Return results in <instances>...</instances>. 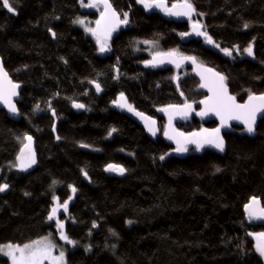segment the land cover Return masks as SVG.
Returning <instances> with one entry per match:
<instances>
[{
    "label": "trees",
    "instance_id": "16d2710c",
    "mask_svg": "<svg viewBox=\"0 0 264 264\" xmlns=\"http://www.w3.org/2000/svg\"><path fill=\"white\" fill-rule=\"evenodd\" d=\"M108 1L121 18L127 13L128 25L106 55L76 22L96 19L80 1L10 0L9 12L0 0V59L22 87L20 120L0 111V185H8L0 192V245L47 237L61 246L56 221L48 219L57 200L67 202L64 234L73 241L62 249L63 264H263L249 234L264 232V222L253 224L245 205L255 197L264 208V119L253 139L237 128L224 135L223 155L205 151L161 162L170 147L151 142L111 105L124 93L139 113L155 118L156 109L179 101L171 69L146 64L150 54L169 52L223 75L239 102L264 94V0H189L194 21L214 42L210 48L205 38L185 40L187 23L147 13L137 0ZM249 45L252 56L244 51ZM178 82L188 99L203 98L191 74ZM74 104L86 111L74 112ZM27 135L38 165L22 174L15 159ZM108 164L121 165L124 176L103 173ZM0 264L9 261L0 256Z\"/></svg>",
    "mask_w": 264,
    "mask_h": 264
},
{
    "label": "snow or ice",
    "instance_id": "6c2138e0",
    "mask_svg": "<svg viewBox=\"0 0 264 264\" xmlns=\"http://www.w3.org/2000/svg\"><path fill=\"white\" fill-rule=\"evenodd\" d=\"M98 0H89V3L84 4V0H81V4L84 7H95ZM99 2H102L105 6V11L101 13V19L96 21L97 29H86L87 31H90L94 36L97 37V42L100 44V51L104 52L108 49L107 45V39L110 38L111 32L115 30L116 26L118 24H127V13H124V19L120 20L118 17H116V13L114 11L111 12L112 17H116L115 22L112 23H105L104 25V40L101 41L100 35L98 34V29L101 27L102 22L106 21V14L111 9V5L108 3V0H99ZM139 3H143L146 8H150L152 6L161 8L164 10L168 15H176V16H189L193 11L194 8L189 3V0H183L182 4H174L172 5V8H166L164 6V0H138ZM2 6L6 8L9 12H14L15 9L13 8L12 4L10 3V0H2ZM172 9H179L177 11H173ZM78 23L83 24L84 21L79 20L76 21ZM201 26L198 24L193 25V29L196 30L197 35L205 36V39L208 43H214L212 41V38L207 35L206 32L199 31L198 29ZM247 27V25H245ZM53 36H55V33H53ZM147 43V42H145ZM218 46V45H217ZM225 55H231V51L228 49H223ZM244 51L249 55H253L252 46L249 45L247 48L244 49ZM164 56L168 57H174L176 55L175 52H169L163 54ZM183 59H192L195 62V58H189L184 57ZM157 57H153V61H156ZM160 63H163V60L159 61ZM174 62V61H169ZM179 66V65H177ZM207 72H212V69H206ZM214 77H216V80L212 81L211 83H204L201 84V87H207L210 92L213 93L212 96H209L207 99L200 101L201 104L205 105V108L202 112L198 113V115H207L209 112L214 113L218 117H220L221 120V126L227 125V120H238L241 123L245 125L246 131L249 134H252L254 132V124L256 120V116L258 112H264V95L255 96V95H249L248 102L245 104H237L236 99L233 96H229L227 94V88L224 86L223 81L224 77L219 75L218 73H212ZM7 72L4 71L3 67L0 66V102L5 103L8 105L10 111L15 112L16 108L15 105L11 103L10 97L5 94L3 83L6 81L9 85H11L12 92L11 95H15V89L19 87V85L12 84L10 80H7ZM201 79H204V76L201 75ZM97 91H100V85L96 84ZM183 95V93H181ZM120 100L124 101V103L120 104L119 106L124 107L127 106L129 111H134L131 105H127V102L121 94ZM74 107L77 108H83L84 105L82 104H74ZM169 108L176 110L177 112H180L181 109H183V115L187 116L188 111L192 109V105L185 103L183 106L178 105H170ZM161 111H168V109H161ZM137 115H141V113H136ZM147 119V118H145ZM171 121H172V115H169V127H171ZM155 121H151V125H154ZM151 125H148L149 131H153L154 129ZM114 132L115 129H112ZM174 135H169L168 132H165V135L169 139H175V142L177 144L176 151L177 152H186L188 149L186 147L187 144H195L197 150H200L205 145H210L212 147L217 148L220 151L224 150V141L223 138L219 135L220 128L213 129L209 131L208 129H201L200 132H192L185 134L183 132H175ZM111 134V133H110ZM183 138V139H180ZM26 139L29 141V144L25 145V148L30 149V144L32 137L27 136ZM23 155V153H22ZM165 157L161 156L160 159L163 160ZM32 163H35L34 157L29 156L28 158V166H30ZM25 167V164L21 163V168ZM106 171H112L116 172L118 174H124L126 171L123 167L119 165L109 164L106 169ZM85 175H87L85 173ZM8 185H0V192H3L7 189ZM76 191L75 188H72V192L74 193ZM259 201L253 197L251 203L248 205H245L246 211L249 212L250 216H256L257 210L253 207L254 205H258ZM57 206L62 207L65 211H67V202H65L63 205H60L57 201ZM57 213V207H54L52 209L51 215H49L48 219L52 220L53 217L56 216ZM259 215L260 218H264V208L259 209ZM131 223V221H129ZM95 227V225H93ZM57 227L60 229V238L67 243L71 244L73 241H71L67 235L64 234L62 231L64 225L62 222L57 221ZM258 243H257V251L260 253L261 256H264V233H260L257 237ZM54 245L51 244L49 239L46 237L41 240L33 241L30 244H24L23 246L19 245H13L11 243L7 245H0V253H3L4 255L10 257L12 264H44L45 260L55 261L59 262L63 260L64 253L61 252L58 257L52 256V249ZM18 253V255H17Z\"/></svg>",
    "mask_w": 264,
    "mask_h": 264
},
{
    "label": "water",
    "instance_id": "95a60500",
    "mask_svg": "<svg viewBox=\"0 0 264 264\" xmlns=\"http://www.w3.org/2000/svg\"><path fill=\"white\" fill-rule=\"evenodd\" d=\"M78 1H81V0H78ZM86 1L89 2V0H86ZM137 2H138V0H137ZM108 3L111 5V3L109 1H108ZM182 3L183 2H178V3H175V4L179 5V4H182ZM96 4L100 5L101 8H102L101 12H100V14H99V16L97 18V20H100L101 19V13H103L105 11V6H104V4L102 2H99V0H98V2ZM138 4L147 13H154V14L162 15L163 18L167 22H172V23H177V24L186 23V22H189V21L193 20L195 18V16H196L195 10L189 16H176V15H168L164 10H162L161 8L155 7V6H152L150 8H146L143 3H139L138 2ZM164 6L166 8H169V9L172 8V5L168 6L165 1H164ZM172 10L173 11H177L179 9H172ZM112 11H114L116 13V17H118L121 20L120 15L114 10L113 6L111 5V9L106 14V21L102 22L101 27L98 29V34L103 39H104L103 32H104L105 23L115 22V19H116V17H112L111 16V12ZM127 25H128V23L127 24H118L115 29H125L127 27ZM193 25L194 24H190L191 33L188 36L185 37V40L192 39V38H195L197 40H202L203 38H205V36L196 34V30L193 29ZM93 29H97L96 22L94 24V28ZM198 30L202 31V28L200 27ZM113 37H114V31L111 32V36L107 40L111 41L113 39ZM211 44L207 42L206 46L208 48H210ZM163 54H165V53H163ZM163 54L154 55V56L157 57L156 61H153V57L154 56H152L150 58L151 68L153 70H160V69H165V68L180 69V68H182L184 66L189 67L191 69L192 76L198 82V89H199L198 91L201 94H204V97L202 99L196 101V102L188 103V104L192 105V109L190 111H188L187 116L183 115V109H181L180 112H177L176 110L169 108V106L161 108V109H168L167 112L166 111H161V109H159L157 111V115L165 120V125H164V131H163V134H162V139H163L165 144H167L168 146L173 147V149L164 156L165 158L163 160H161V162H165V161H167L170 158L184 159V158H186V157H188L190 155H202L205 151H209V152L214 153L216 155H223L226 152V149H227L224 135L232 134L235 128L243 130L244 131V135L247 136L248 138L253 139V138H255L257 136L256 135V129L258 127L259 122L262 119H264V112H258L257 113L255 124H254V129L255 130H254V132L252 134H249L246 131L245 125L243 123H241L240 121H238V120H234V119L233 120H227V125L222 127L221 126L220 117H218L214 113L209 112L207 115H203V116L202 115H198V113L202 112L204 110V108H205V105L201 104L200 101L205 100L209 96L213 95V93L210 92L207 87H201V84L211 83L212 81L216 80V77H214L212 73H218V72L215 71L213 68L207 66V65L199 63L196 59H195V62H194L192 59H183L184 57H178L176 55L174 57H168V56H164ZM189 58H193V57H189ZM160 60H163V63H160L159 62ZM169 61H174V62H169ZM177 65H179V66H177ZM0 66H2L3 69H4V66H3V63L1 61V59H0ZM206 69H212V72H207V71H205ZM4 71H5V69H4ZM218 74L221 75L220 73H218ZM201 75L204 76L203 80L201 79ZM221 76H223V75H221ZM7 80H10L12 84H16V83H14L12 81V79L10 78L9 75H7ZM223 84L227 88V94L229 96H233L230 93V89L227 86V83H226L225 79L223 81ZM16 85H19V84H16ZM3 88H4V91H5V94L10 97L11 103L13 105H15L16 111L15 112L10 111L8 105H6L3 102H0V111L5 112L7 119H9V120H11L13 122H18L20 120V113L18 111L17 105L21 101L20 100V92H21L22 87H21V85H19V87L15 89V93H16L15 95H11V92H12L11 85H9L6 81L3 83ZM251 95H253V94H251ZM262 95H264V94H262ZM255 96H260V95H255ZM248 97H249V95L246 97L244 102H239L235 98L236 99V103L237 104H245V103L248 102ZM122 103H124V101H121L120 97H119L117 103L114 104L112 106V108L113 109L120 108L122 113H124L133 123H135L137 126H139L140 128H142L145 131L146 135L148 136V139L151 142H155V139L157 137V129H158V124H157L156 120H154L153 118H150L148 116H145L143 114H142V116L141 115H137L136 113H139L138 111H136V110L129 111L127 106H124V107L119 106ZM184 104L178 105V106H183ZM196 108H198V110ZM77 109L80 110L82 108H77ZM170 114L172 115L171 127H169V115ZM50 118L53 120L52 127H51V134H52V136L54 138V144L58 145L60 143V139L57 136L58 120L56 119L54 112L50 113ZM145 118H147V119H145ZM193 119L197 123L201 124L202 126L200 127V129H198L196 131H192V132H200L201 129H208L209 131H211L213 129L220 128L219 135L223 138V141H224V150L223 151H220L217 148L212 147L210 145H205L200 150H197L196 145L195 144H191V143L187 144L186 147L192 149L193 150L192 152H190L188 150L186 152H177L176 151L177 144L175 142V139H169L165 135V132L167 131L169 135H174V131L173 130H175V132H183V131L179 130L176 126L177 125H188L189 122L191 120H193ZM151 121H155V124L151 125ZM209 123H215L216 126L213 127V128H209V127H207V125ZM148 125H151L153 127L154 132L153 131H149ZM192 132H183V133L188 134V133H192ZM27 136H30V135H27ZM27 136H25L24 143L21 146V148H20V150H19V152H18V154L16 156V159H15V163H16L17 169L22 174L30 173L38 165V156H37L36 147H35L36 144H35V140H34V138L32 136H30V137H32L31 144H30L31 151H29V148H25V145L29 144V141L26 139ZM180 139H183V138H180ZM22 153H23V155H22ZM29 156H33L34 160H35V163H32L30 166H28V158H29ZM22 162L25 164V167H23V168H21V163ZM106 173H107V175L109 177H115V178L118 177L119 178V177H123L124 176V174L121 175V174H118V173L112 172V171H106ZM253 207L257 210V215L256 216H250L249 212L246 211L247 217H251L252 218V221H253L252 223L253 224H259V225L263 224L264 218H260V215H259V209H261L262 207L260 206V204L254 205Z\"/></svg>",
    "mask_w": 264,
    "mask_h": 264
},
{
    "label": "flooded vegetation",
    "instance_id": "af4514ba",
    "mask_svg": "<svg viewBox=\"0 0 264 264\" xmlns=\"http://www.w3.org/2000/svg\"><path fill=\"white\" fill-rule=\"evenodd\" d=\"M81 2V1H80ZM87 3H89L88 1H86V0H84V4H87ZM84 7V6H83ZM86 10H87V12L88 13H90V14H92V13H94L95 14V16H96V19L93 21L94 22V24H95V22H96V20H97V18H98V16H99V14H100V12H101V6L100 5H98V4H96V6L95 7H84ZM162 16V15H161ZM163 17V16H162ZM124 18H121V20H123ZM195 19V18H194ZM194 19L193 20H191V21H189V22H186L187 24H188V26H189V28H190V24H198L197 22H195L194 21ZM84 24H85V22H84ZM94 24H93V27H92V29L94 28ZM86 29V28H85ZM125 29H115L114 30V37H113V39L111 40V41H108L107 40V45H108V49L106 50V51H104V52H101L100 51V44L97 42V37L96 36H94L92 33L90 34H88L87 36L91 39V41H92V43H93V45L97 48V51L99 52V53H101V54H106V55H109L110 54V44H111V42L114 40V38L118 35V34H120L122 31H124ZM87 32V31H86ZM90 32V31H89ZM189 33H191V30H189ZM100 39H101V41H103L104 39L103 38H101L100 37ZM204 39V38H203ZM202 39V40H203ZM162 54V53H161ZM153 55H150L149 56V59H148V61H147V63L146 64H148V67H149V65H150V58L152 57ZM176 56H178V57H182V56H180L179 54H177L176 53ZM166 69H171V71L173 72V79H174V81H173V84H175V88H176V91H177V93H178V95H179V97H180V99H181V92H180V90H179V82L178 81H180V80H183V79H185V78H188L189 77V75L191 74L192 75V73H191V69L189 68V67H187V66H184V67H182V68H180V69H174V68H165V69H160V70H158V71H162V70H166ZM153 70V69H152ZM154 71H157V70H154ZM184 71H187V72H189V74L187 75V76H181V74L184 72ZM96 84H99V83H95V84H93V89H94V91H95V93H96V95L98 96V95H102L103 94V92H104V89H103V86L101 85V84H99L100 85V91H97V89H96ZM199 90V89H198ZM121 94H123V96H124V93H121ZM121 94H119V95H117L116 96V98H115V101L112 103V105H111V108H112V106L114 105V104H116L117 103V101H118V98L121 96ZM203 97H204V95H203ZM124 98H125V100H126V102H127V104L128 105H131L130 104V102L127 100V98L124 96ZM200 100V99H199ZM195 102V101H194ZM187 103H190L189 101L187 102ZM182 104H184V101L183 102H181V101H178V100H174V102L173 103H170V104H168V105H166V106H163V107H160V108H158V109H156L155 110V118L154 117H150V118H153L154 120H156V122H157V124H158V129H157V137H156V139H155V142H153V143H156V141H157V139H161L162 141H163V139H162V134H163V131H164V125H165V120L164 119H162L161 117H159L158 115H157V111L159 110V109H161V108H164V107H167V106H170V105H182ZM83 105V104H82ZM132 106V105H131ZM132 108L134 109V110H136V111H138L135 107H133L132 106ZM113 109V108H112ZM197 110H198V108H196ZM73 110H74V112H82V111H86V109H85V107H83L82 109H80V110H78L76 107H74L73 106ZM113 110H115V111H117V112H120V113H122V111H121V109L120 108H117V109H113ZM139 112V111H138ZM122 114H124V113H122ZM125 115V114H124ZM126 116V115H125ZM127 117V116H126ZM193 121H195L194 119L193 120H191L190 122H189V124L188 125H177L176 127L179 129V130H181L179 127H188V126H190L192 123H193ZM199 124V123H198ZM215 125L216 126V124L215 123H209L208 125ZM200 125V124H199ZM207 125V127H209ZM202 125H200V127H201ZM215 126H213V127H215ZM139 127V126H138ZM213 127H210V128H213ZM140 128V127H139ZM140 129H142V128H140ZM142 131H143V133L145 134V136L148 138V136L146 135V133H145V131L142 129ZM181 131H183V130H181ZM183 132H186V131H183ZM188 132V131H187ZM244 132V131H243ZM163 143H164V141H163ZM165 144V143H164ZM165 145H167V144H165ZM168 146V145H167ZM168 147H170V150H169V152L173 149V147H171V146H168ZM188 149V151H190V152H192L193 150L192 149H190V148H187ZM165 156V155H164ZM109 165V164H108ZM114 165H116V164H114ZM107 166V165H106ZM105 166V167H106ZM119 166H121V165H119ZM105 167H104V169H103V173H106V171H105ZM122 167V166H121ZM107 174V173H106ZM88 182V183H87ZM85 183L87 184V185H89L90 186V184H91V181L88 179V180H85ZM63 231H64V228H63Z\"/></svg>",
    "mask_w": 264,
    "mask_h": 264
},
{
    "label": "rangeland",
    "instance_id": "374dc122",
    "mask_svg": "<svg viewBox=\"0 0 264 264\" xmlns=\"http://www.w3.org/2000/svg\"><path fill=\"white\" fill-rule=\"evenodd\" d=\"M93 24H94V22H87V24H84L85 25V28L86 29H92V27H93ZM86 34H88L87 32H86ZM219 52H221L222 54H224L225 55V53H224V51H223V49H221V48H219L217 45H215L214 46ZM151 55V54H150ZM189 74V72H187V71H184L182 74H181V76H187ZM228 86V85H227ZM229 87V86H228ZM202 95H204V94H202ZM190 96V94H189V92H184L183 93V95L181 96V99H179V101H181V102H183L184 101V103H187L188 101L190 102V103H193L194 101H195V99H188V97ZM201 125V124H200ZM210 128V127H209ZM194 131H196V130H194ZM190 132H192V131H190ZM61 205V204H60ZM54 207H57V213H56V216L55 217H53V219L56 221L55 222V227H56V230H57V232H58V237L60 238V229H58V227H57V221H61L60 220V216L61 217H65V215L67 214V211H65L62 207H58L57 206V200H54V204H53V208ZM52 208V209H53ZM68 216L66 215V220L65 221H61L62 223H63V225H65V223L68 221V218H67ZM64 228V227H63ZM62 231H63V229H62ZM64 232V231H63ZM260 233H264V232H258V233H250L249 234V236H250V238L254 241V248H255V251H256V253H257V255L259 256V258L262 260V262H263V264H264V256H261L260 255V253L257 251V243H258V240H257V237L259 236V234ZM61 239V238H60ZM50 241V240H49ZM61 246H55L51 241V244H53L54 245V247H53V249H52V256L53 257H58L59 255H60V253L61 252H63L64 250H62V249H65V245L66 244H68L66 241H64V240H62L61 239ZM56 248H57V250H56ZM60 248V249H59ZM17 255H18V253H17ZM0 256H3V257H5V258H7L8 259V261H9V264H12V262H11V259H10V257H8V256H6V255H4L3 253H0ZM64 258V257H63ZM44 264H63V260L62 261H59V262H55V261H50V260H45L44 261Z\"/></svg>",
    "mask_w": 264,
    "mask_h": 264
},
{
    "label": "bare ground",
    "instance_id": "6f19581e",
    "mask_svg": "<svg viewBox=\"0 0 264 264\" xmlns=\"http://www.w3.org/2000/svg\"><path fill=\"white\" fill-rule=\"evenodd\" d=\"M105 169H106V167H105ZM106 171V170H105ZM88 183V182H87Z\"/></svg>",
    "mask_w": 264,
    "mask_h": 264
}]
</instances>
